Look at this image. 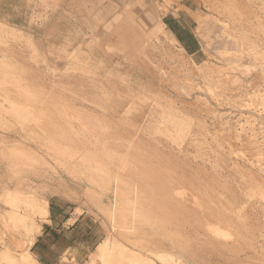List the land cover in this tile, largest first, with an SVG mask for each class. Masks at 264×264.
Returning a JSON list of instances; mask_svg holds the SVG:
<instances>
[{"label": "rangeland", "instance_id": "374dc122", "mask_svg": "<svg viewBox=\"0 0 264 264\" xmlns=\"http://www.w3.org/2000/svg\"><path fill=\"white\" fill-rule=\"evenodd\" d=\"M260 21L264 0H0L2 264L36 260L51 201L109 248L61 264H264Z\"/></svg>", "mask_w": 264, "mask_h": 264}, {"label": "crops", "instance_id": "0c3cea01", "mask_svg": "<svg viewBox=\"0 0 264 264\" xmlns=\"http://www.w3.org/2000/svg\"><path fill=\"white\" fill-rule=\"evenodd\" d=\"M187 10H190L189 6L186 7L185 11L187 12ZM184 17H190V15L188 13H185ZM162 24L165 31L170 36L176 39L182 50L187 55L189 54L193 58H198V56L201 55L202 43L195 35V32L192 28V21H188L186 20V18L183 19L180 16L170 15V17L165 16L163 18ZM51 208L55 210V220H52ZM48 209L50 211V214L47 217L48 219L47 221L42 223V231L34 240V244L30 248V253L36 259L35 255L32 253V249L35 247L39 239H41L45 235L46 226L52 227L57 231V233H63V238L65 241L63 243L61 242V240L58 244L53 246L51 248V251L48 253L53 255L54 259L57 260V264H61V261H63V256L69 254V257H71L70 254H76L78 245H84V247L82 246L83 249L87 248V242L85 240L87 237L84 233L86 232V227H84L82 223L85 220L89 221V218L85 213L80 215L79 217L72 218V213H67L65 212V210L57 208V206L52 201L48 204ZM69 222L72 223L69 224ZM76 222H79L80 226L75 228ZM80 231H82L83 234H80ZM79 236L82 237L80 238L81 240H79ZM101 240L102 239L96 240L98 241V246L103 242ZM98 246H96V248H98ZM87 249L91 250V248Z\"/></svg>", "mask_w": 264, "mask_h": 264}, {"label": "trees", "instance_id": "16d2710c", "mask_svg": "<svg viewBox=\"0 0 264 264\" xmlns=\"http://www.w3.org/2000/svg\"><path fill=\"white\" fill-rule=\"evenodd\" d=\"M54 214H55V210L52 209V220H55ZM92 225H93L92 229L88 228L87 231L85 232V236L88 237L89 240L92 239L91 241L93 243L91 249H95L96 246H98V241H96L97 238L95 237L94 234L97 225L96 224H92ZM78 226H80L79 222H76L75 228ZM60 241L63 243L65 241L63 238V233L60 232L57 233V231L54 230L52 227L46 226L45 235L41 239H39L35 247L32 249V253L35 255L37 261L40 264H57L56 263L57 260L54 259L53 255L48 252H50L51 248L56 244H58Z\"/></svg>", "mask_w": 264, "mask_h": 264}, {"label": "bare ground", "instance_id": "6f19581e", "mask_svg": "<svg viewBox=\"0 0 264 264\" xmlns=\"http://www.w3.org/2000/svg\"><path fill=\"white\" fill-rule=\"evenodd\" d=\"M229 1H232V0H229ZM229 4V3H228ZM217 6H219V3H218V5ZM216 6V7H217ZM255 18V17H254ZM260 20H261V18H260ZM257 21H258V19H257ZM261 22V21H260ZM258 23V22H257ZM262 23V22H261ZM258 24L259 26V29L260 30H262V31H264V25H263V23L262 24ZM257 27V26H256ZM173 41H176V39L175 40H173ZM177 42V41H176ZM219 72V71H218ZM21 91H22V89H21ZM23 92H24V90H23ZM25 93V92H24ZM26 94H27V92H26ZM7 95V94H6ZM5 95V96H6ZM6 97H8V95L6 96ZM13 99H14V97H13ZM6 100H8L7 98H6ZM16 100V98L14 99V101ZM9 101H11V99L9 100ZM17 102H19V100L18 101H16V103ZM15 102H14V104H16ZM21 103V102H20ZM23 104V103H22ZM20 105V104H19ZM21 107V106H20ZM23 107H24V105H23ZM11 108L12 109H14V112L16 113V114H18V115H20V117H21V119H22V117H23V113H22V111H23V108L21 109H19V108H17L16 106H13L12 107V105H11ZM24 112H27V110L25 111V109H24ZM25 116V115H24ZM26 117H28V116H26ZM42 210L40 211V214L41 215H43L44 217H48L49 216V214H50V211H49V209H48V203H46L45 204V206H43L42 208H41ZM11 219L10 220H12V221H15V222H18V221H22L23 219H24V217H23V215H21V214H19L18 212H13L12 214H11V216H9ZM25 221V220H24ZM15 225V224H14ZM16 227V226H15ZM31 242H33V240L31 239ZM108 242L107 241H104V242H102L101 244H99V246H98V248H97V251H96V253L93 255V256H91V258L93 259V261L96 259V258H99V259H101L104 263H105V261H107V259L108 258H106L107 257V254L109 253V251H108ZM110 249H111V247H110ZM110 252H111V250H110ZM108 256H109V254H108ZM7 257V254L5 253V252H3V251H1L0 252V264H2L3 263V260L5 259ZM22 260L24 261V263L23 264H40L37 260H34V259H31L30 258V256L29 255H27L26 254V256H24L23 258H22Z\"/></svg>", "mask_w": 264, "mask_h": 264}]
</instances>
